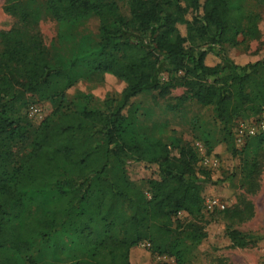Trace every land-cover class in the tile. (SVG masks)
I'll return each mask as SVG.
<instances>
[{
    "label": "trees",
    "instance_id": "obj_1",
    "mask_svg": "<svg viewBox=\"0 0 264 264\" xmlns=\"http://www.w3.org/2000/svg\"><path fill=\"white\" fill-rule=\"evenodd\" d=\"M125 1L129 18L116 0H5L18 25L0 30V264H39L28 257L32 246L60 232L84 252L70 264H130V250L144 240L151 251L185 262L180 240L167 242L173 215L204 209L199 158L187 146L174 156L175 146L135 128V102L152 85L159 56L181 74L185 98L213 107L225 127L264 112V60L225 65L224 51L212 49L237 44L240 34L258 36L257 17L241 6L247 0ZM93 15L99 42L71 58L54 56L36 31L46 16L72 24ZM92 72L126 82L118 103L107 111L65 109L66 91ZM154 88L169 93L167 85ZM29 94L61 100L38 127L22 113ZM16 144L24 152H14ZM129 161L157 164L164 173L149 181L150 198L126 178ZM228 236L237 247L250 242L236 229Z\"/></svg>",
    "mask_w": 264,
    "mask_h": 264
},
{
    "label": "rangeland",
    "instance_id": "obj_2",
    "mask_svg": "<svg viewBox=\"0 0 264 264\" xmlns=\"http://www.w3.org/2000/svg\"><path fill=\"white\" fill-rule=\"evenodd\" d=\"M46 0H36L41 6ZM125 17L130 10L125 0H116ZM5 0H0V30L18 25L17 19L4 10ZM246 15L257 17L258 36L245 39L238 36V43L213 46L214 52L224 51V64L245 66L264 60V4L247 0L241 5ZM100 22L91 16L84 22L61 24L51 17L39 20L36 31L52 54L71 58L85 44H97ZM223 53V52H222ZM159 70L152 85L136 99L137 121L135 128L147 137L159 138L175 146L172 155L179 156V149L187 146L199 158L198 182L202 186L204 209L201 214L180 212L172 216L173 240H180L185 262L182 264H264V139L241 131V124L257 126L264 113L237 119L225 127L214 108L204 106L194 99H186V87L179 85L181 74L167 68L164 56H159ZM169 86V93L161 95L155 85ZM126 82L110 73H90L66 91L69 106L75 109L89 107L107 111L116 105L126 87ZM29 106L22 109L27 121L38 127L61 104L60 99L38 101L27 95ZM70 104V105H69ZM18 144V143H17ZM13 147L20 151V145ZM203 170L210 173L207 179ZM126 178L131 185L142 190L148 198L149 181L161 180L164 173L157 164L129 161L125 166ZM216 201L213 207H209ZM228 229L247 234L250 242L237 247L228 236ZM74 247V248H73ZM145 240L130 250V264H178L176 256L160 255L149 249ZM28 257L36 263L47 261L70 264L84 257V252L66 233L52 235L50 242L38 240Z\"/></svg>",
    "mask_w": 264,
    "mask_h": 264
},
{
    "label": "built area",
    "instance_id": "obj_3",
    "mask_svg": "<svg viewBox=\"0 0 264 264\" xmlns=\"http://www.w3.org/2000/svg\"><path fill=\"white\" fill-rule=\"evenodd\" d=\"M244 130L247 131V133L252 136L256 135L259 132L264 133V119L261 120L257 124V126L247 127L245 126V124H241V131H244ZM215 204H217L216 201L212 202L209 207H213Z\"/></svg>",
    "mask_w": 264,
    "mask_h": 264
}]
</instances>
